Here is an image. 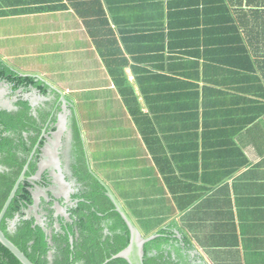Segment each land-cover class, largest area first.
Here are the masks:
<instances>
[{
  "label": "crops",
  "instance_id": "crops-1",
  "mask_svg": "<svg viewBox=\"0 0 264 264\" xmlns=\"http://www.w3.org/2000/svg\"><path fill=\"white\" fill-rule=\"evenodd\" d=\"M0 57L71 93L138 227L171 225L196 263L264 264V0H0Z\"/></svg>",
  "mask_w": 264,
  "mask_h": 264
},
{
  "label": "trees",
  "instance_id": "trees-1",
  "mask_svg": "<svg viewBox=\"0 0 264 264\" xmlns=\"http://www.w3.org/2000/svg\"><path fill=\"white\" fill-rule=\"evenodd\" d=\"M181 30V27H178L176 35L181 37L183 35ZM173 35L170 33L168 38ZM165 37V34L160 37V51L164 50L162 41ZM170 50L173 48L170 47ZM0 76L16 85L37 82L32 77L22 78L15 75L2 61H0ZM4 114H0V125H3V130L7 131L10 125ZM10 145V138L0 134V154L7 155ZM21 168L11 167L9 171L0 172V210ZM34 171L35 167H30L27 175ZM89 177L87 174L85 178ZM33 185L27 177L19 185L15 197L2 219L1 229L34 264H129L122 257L105 262L107 258L122 250L129 243L130 231L122 216L114 209L104 187L96 179L92 178L90 189L80 191L76 195L80 200L69 210L70 220L60 215L57 217L58 228L52 229V244L49 242L46 228L36 221L34 213L29 209L33 203ZM16 217L18 219L11 226L10 223ZM52 220L55 222L54 219ZM52 222L48 225L52 226ZM139 225L143 235H149L154 231L158 233L157 237L144 245V264H181L184 252L190 258L191 249L188 239L186 237L177 238L171 225L159 227V224L149 220ZM71 237H73L72 242L70 241ZM50 252H52L51 261L49 259ZM0 264L22 263L0 243ZM183 264L201 263L185 261Z\"/></svg>",
  "mask_w": 264,
  "mask_h": 264
},
{
  "label": "flooded vegetation",
  "instance_id": "flooded-vegetation-1",
  "mask_svg": "<svg viewBox=\"0 0 264 264\" xmlns=\"http://www.w3.org/2000/svg\"><path fill=\"white\" fill-rule=\"evenodd\" d=\"M0 61L15 75L37 81L16 85L0 76V114L5 113L10 125L7 131L0 125V134L11 140L9 153L0 154V172L9 171L11 167H22V171L28 163L25 174L28 181L38 184L44 192L49 191V198L43 199L36 210H30L44 218L47 228L52 230L58 228L57 217L62 216L55 202L70 213L69 210L80 200L76 195L90 189L92 183V179L80 178V173L85 170L83 161L87 167L88 152L78 109L71 93L64 88L38 75L18 71L2 57ZM30 167H35V171L27 175ZM40 167V177L35 182L32 177L39 173ZM50 222L52 226L48 225ZM185 261L196 263L198 259L193 253L188 258L184 252L181 264Z\"/></svg>",
  "mask_w": 264,
  "mask_h": 264
},
{
  "label": "water",
  "instance_id": "water-1",
  "mask_svg": "<svg viewBox=\"0 0 264 264\" xmlns=\"http://www.w3.org/2000/svg\"><path fill=\"white\" fill-rule=\"evenodd\" d=\"M86 163L88 167L89 173L95 178L105 189L106 195L109 197V199L112 201L114 205V209L122 216L124 221L126 222L129 231H130V239L129 243L119 252L113 254L110 258H107L105 262H108L110 259L117 258V257H122L125 258L129 264H144L143 262V255H144V245L146 242L152 240L153 238L158 236L157 232L151 233L149 235H143L142 232L140 231L139 227L135 224L133 219L130 217L122 203L118 200L114 192L110 189V187L92 170L90 166V160L88 157V154H86ZM28 169V163L23 167L22 171L20 172L18 178L16 179L6 201L4 202L1 210H0V243H2L22 264H34L26 255L25 253L18 247L16 246L3 232L1 229V222L2 219L4 218L6 211L15 197V194L19 188V185L25 180V174ZM40 171L41 167L39 170V173L34 175L32 177V180L36 182V180L40 177ZM44 191L42 187H40L38 184L34 185L33 187V203L29 206V209L36 210L37 206V198L36 195L38 191ZM45 197L48 199V194L49 191L44 192ZM54 197H57V195L53 194ZM57 211L60 213L62 216L65 217V219L70 220V213H68L58 202H55ZM58 215V214H57ZM35 218L36 221L42 224L47 231L48 234V239L50 244H52V239H51V233L52 230L50 228H47L46 222L44 218H42L37 212H35ZM18 219L16 217L10 224L13 226L15 221ZM57 227V225H56ZM178 237L180 238L181 236L178 234ZM70 241H73V237L70 238ZM51 253H49V259L51 261Z\"/></svg>",
  "mask_w": 264,
  "mask_h": 264
}]
</instances>
